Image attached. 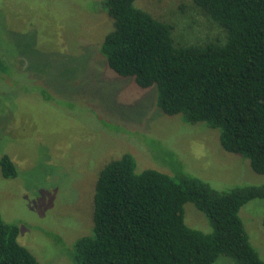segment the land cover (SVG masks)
<instances>
[{
    "label": "rangeland",
    "instance_id": "374dc122",
    "mask_svg": "<svg viewBox=\"0 0 264 264\" xmlns=\"http://www.w3.org/2000/svg\"><path fill=\"white\" fill-rule=\"evenodd\" d=\"M98 3L0 0V50L10 53L4 54L15 64L10 73L22 79L19 87L7 79L0 86V94L9 96H0V156L8 154L19 172L5 178L0 171V214L18 224V241L41 264H72L65 247L91 231L97 172L123 152L134 156L136 171L172 174L170 169L182 167L217 190L264 183V173L254 171L247 157L221 146L217 129L155 107L154 85L143 91L131 83L118 87L98 72L96 43L111 27ZM134 4L171 21L180 43L223 35L190 0ZM106 73L119 78L111 69ZM239 215L264 260V198L245 202ZM184 221L212 229L190 201L184 203ZM210 264L233 260L219 255Z\"/></svg>",
    "mask_w": 264,
    "mask_h": 264
},
{
    "label": "trees",
    "instance_id": "16d2710c",
    "mask_svg": "<svg viewBox=\"0 0 264 264\" xmlns=\"http://www.w3.org/2000/svg\"><path fill=\"white\" fill-rule=\"evenodd\" d=\"M190 1L214 21L220 38L180 43L171 21L134 0H99L111 27L96 43L98 72L118 87L131 83L143 91L154 85L155 107L217 129L225 150L247 157L254 171L264 173V0ZM4 54L10 53L1 48L0 86L7 79L19 87L22 79L10 73L15 64ZM108 69L119 78L107 75ZM0 96L9 99L6 92ZM0 171L5 178L19 173L6 153ZM169 171H136L130 152L105 162L94 182L91 231L65 247L69 261L210 264L226 255L233 264H264L239 215L245 202L264 198V183L217 190L182 167ZM188 201L205 214L211 231L184 221ZM18 233V224L0 214V264H41Z\"/></svg>",
    "mask_w": 264,
    "mask_h": 264
}]
</instances>
